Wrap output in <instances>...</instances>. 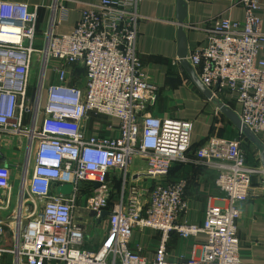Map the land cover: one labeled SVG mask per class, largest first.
Here are the masks:
<instances>
[{
	"label": "built area",
	"instance_id": "1",
	"mask_svg": "<svg viewBox=\"0 0 264 264\" xmlns=\"http://www.w3.org/2000/svg\"><path fill=\"white\" fill-rule=\"evenodd\" d=\"M234 2L243 6V20L215 16L205 43L188 51L186 60L215 98L227 93L239 103L241 122L258 136L264 133L260 4ZM138 3L95 0L80 10L70 32L56 33L53 24L67 17L68 8L55 0L50 27L36 47V10L25 2L0 0V138L23 135L34 147L25 190L33 200L22 203L19 193L17 209L0 218V239L10 237L9 244L0 245V254H14L15 264H245L237 235L240 206L250 195L252 177L264 176V170L246 162L238 139L211 138L195 156L214 163L215 185L223 196L207 206L201 224L179 221L186 207L185 181H167L165 176L176 161L187 160L192 124L147 110L157 86L143 72L136 48ZM36 59L39 83L26 101ZM50 60L58 63L52 67L57 80L43 96ZM78 63L85 70L83 84H70L67 65ZM26 114L31 116L30 127L23 126ZM90 114L115 118L116 129L109 125L108 134H99L95 122L97 132L87 133ZM135 155L145 159L141 177L129 170ZM15 169L22 175V166L0 164V203L5 206ZM114 174L121 181L119 194L106 210ZM83 182L92 187L85 208L94 224L103 219L107 224L94 249L83 246L87 226L76 217L77 189ZM63 183L73 185L71 193L56 191ZM102 210L108 214L100 218ZM144 228L160 233L150 258L139 245L130 247L134 230ZM199 233L205 240L190 256L169 257L170 235L189 238Z\"/></svg>",
	"mask_w": 264,
	"mask_h": 264
},
{
	"label": "crops",
	"instance_id": "2",
	"mask_svg": "<svg viewBox=\"0 0 264 264\" xmlns=\"http://www.w3.org/2000/svg\"><path fill=\"white\" fill-rule=\"evenodd\" d=\"M10 1L25 2L29 4L31 9L36 10L37 44L42 45L44 33L50 27L51 7L55 0ZM57 1L68 8V14L64 20H59L53 24V31L56 33L70 32L79 18L80 10L83 7L92 6L95 2V0ZM176 1L139 0L137 11L140 17L137 25L136 48L143 72L157 86V97L147 110L161 117L169 116L189 120L192 124L190 148L186 153L187 160L183 162L176 161L165 179L167 181L181 179L185 181L184 197L186 207L180 214L179 221L199 225L204 219L207 206L218 203L223 196V192L215 185L217 169L213 165L214 163L198 159L195 156V150L211 138H236L240 141V147L243 149L246 162L250 165L261 166L260 147L243 134H240L235 125L221 113L217 104L218 102L225 103L235 112H238L241 108L239 103L227 93H222L221 97H214V100L207 98L197 89L186 70L178 62ZM184 2L186 4L185 22L190 24V26H183L188 51L205 43L206 36L214 24L212 19L215 16L220 15L236 21H242L244 18L243 6L235 3L234 0H184ZM259 4L261 27L264 31V0H259ZM259 56L264 58V49L259 51ZM57 64L55 60H50L48 63L43 79V96L45 95V88L57 80L52 68ZM74 66L67 65V82L70 84L74 83L72 79ZM38 78L39 74L34 82L31 73L28 86L30 95L37 89ZM30 117L29 114L24 116L23 126L30 127ZM95 122L101 128L99 134H108L110 131L107 130V127L109 125L115 127L117 120L105 116L96 118L94 114H90L86 122L87 133L97 132L94 129ZM19 138L21 137H18V135L2 134L0 138V164H6L10 167L12 164L19 166V163L25 160L23 156L21 159L23 147L17 143V140L21 141ZM257 138L264 145V133L259 134ZM24 140L29 143V138L24 136ZM34 144L36 143L34 142ZM129 170L133 173L139 172L141 177V174L145 173L146 170L144 157L135 155ZM16 172L15 169V174L18 175ZM3 203V201L0 203V218L10 215L11 212V202L7 206ZM16 204L17 202L15 208ZM90 221L89 225L85 222L87 234L83 246L87 249H94L103 237L107 224L105 219L101 220L103 221L102 224L101 221L94 224L93 217L90 218ZM91 223L98 229L92 230L89 228ZM146 229L134 230L130 247L135 249L139 245L141 247L140 252L150 258L153 256L154 249L158 244L160 233L157 230L148 228L147 233H150V236L146 237L144 233ZM237 235L240 240L241 261L245 264H264V176L262 175L256 174L252 177L250 195L240 206ZM9 240L10 237L5 236L0 239V245L9 244ZM204 240L205 234L203 233L189 238H181L176 234H172L167 241L169 257L182 258L190 256L191 250L193 248L197 249ZM0 264H15L14 254L10 252L1 253Z\"/></svg>",
	"mask_w": 264,
	"mask_h": 264
},
{
	"label": "rangeland",
	"instance_id": "3",
	"mask_svg": "<svg viewBox=\"0 0 264 264\" xmlns=\"http://www.w3.org/2000/svg\"><path fill=\"white\" fill-rule=\"evenodd\" d=\"M36 47H41V44L40 43L36 44ZM35 61L36 62L34 64V67L32 68V77H33L32 80L34 82L37 79V76H38L39 70H40L38 59H36ZM84 75H85V70H84L83 65L80 64V63L76 64L74 66V68H73V77H72L73 82H74L73 84L82 85L83 81H84ZM222 95H223L222 93L218 94V96H220V97ZM29 98H30V92L28 93V95L26 97V101H28ZM94 116L96 118L102 117V116H98V115H94ZM19 136L21 137V138H19L21 141L17 140V143L21 144L20 146L23 147L22 150H21V153L23 152V154H21V159H22V156H23V159L25 158V160H22V162L19 163L20 164L19 166H22V175L21 174L20 175L19 174L16 175L15 171H13L14 173H13V176L11 177V180H10V182H11V184H10V193H11L10 194L11 195L10 196V202H11V205H10L11 212H10V214L11 215H12L13 211L15 210V203H16V201L18 199L19 193H22V195H20V200H21L22 203L26 204V203H29L30 200H33V197L27 195L25 190L28 187L29 178H30L31 171H32V168H33V164H34V147L30 146V144L27 143L26 140H24V136L23 135H19L18 134V137ZM251 165H254V164H251ZM23 179H24V181H23ZM25 179H26V181H25ZM110 186H111L112 189H114V186H112V185H110ZM110 192H112V190ZM118 194H119V191L117 192V190H116L115 193L112 192L110 195L114 196V198H117ZM89 196H90V194L88 195V193H85L84 191L80 192V195L78 196V209L76 208L77 221L84 222V223L86 222L88 225L90 224V222H91L90 218L92 217V213L90 212V210L85 208L86 199ZM108 198H109V194L107 196V199ZM16 209H17V206H16ZM19 222H20V226L21 225L23 226L25 224V222H26V219L20 220ZM102 222L103 221H101V224H102ZM89 228H91L92 230H97L98 229V227H94L93 223H91V227H89ZM99 229H101V228H99ZM147 229L144 231L146 237L150 236V233H147V231H148Z\"/></svg>",
	"mask_w": 264,
	"mask_h": 264
},
{
	"label": "water",
	"instance_id": "4",
	"mask_svg": "<svg viewBox=\"0 0 264 264\" xmlns=\"http://www.w3.org/2000/svg\"><path fill=\"white\" fill-rule=\"evenodd\" d=\"M176 22L178 24V30H177V38H178V51H177V57L178 62L180 65L186 70L188 73L191 81L193 84L197 87V89L204 94L207 98L214 100V96L211 91H209L197 78L194 70L189 65L188 61L186 60V55L188 52L187 49V42H186V36L183 30L184 25H190L189 23L185 22L186 18V4L184 0H177L176 1ZM218 108L221 111L222 114L226 116V118L235 125V127L241 131V133L250 141L253 143H256L260 147V153L259 158L261 162V167L264 170V145L261 144V142L258 140L257 136L252 133V131L244 125L238 114L230 108L228 105L222 102H218ZM95 185H98L97 183ZM73 188V185L71 183H63L57 186L56 191L58 193H61L63 195H67L71 193ZM108 214V211L102 210L100 214V218L105 217Z\"/></svg>",
	"mask_w": 264,
	"mask_h": 264
},
{
	"label": "trees",
	"instance_id": "5",
	"mask_svg": "<svg viewBox=\"0 0 264 264\" xmlns=\"http://www.w3.org/2000/svg\"><path fill=\"white\" fill-rule=\"evenodd\" d=\"M76 65V64H75ZM28 93H29V91H28ZM156 97H157V92H156ZM149 107V106H148ZM147 107V108H148ZM113 183H112V186H114V189H112V192L113 193H115L116 192V190H117V192L119 191V188H120V178H119V176H117V175H113ZM114 190V191H113ZM85 192V193H88V195L90 194H92V187H91V184L90 183H88V182H83L82 184H81V186L77 189V198H76V201H77V203H78V196L80 195V192ZM112 192H110L109 193V198H108V200H107V205L105 206V209L107 210V209H109L110 208V206L112 205V203H113V201L114 200H116V198H114V196H112V195H110Z\"/></svg>",
	"mask_w": 264,
	"mask_h": 264
},
{
	"label": "bare ground",
	"instance_id": "6",
	"mask_svg": "<svg viewBox=\"0 0 264 264\" xmlns=\"http://www.w3.org/2000/svg\"><path fill=\"white\" fill-rule=\"evenodd\" d=\"M23 181H24V179H23ZM25 181H26V179H25Z\"/></svg>",
	"mask_w": 264,
	"mask_h": 264
}]
</instances>
